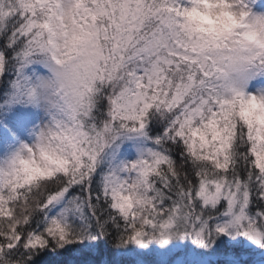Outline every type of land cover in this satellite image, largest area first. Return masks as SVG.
<instances>
[{"label":"snow or ice","instance_id":"6c2138e0","mask_svg":"<svg viewBox=\"0 0 264 264\" xmlns=\"http://www.w3.org/2000/svg\"><path fill=\"white\" fill-rule=\"evenodd\" d=\"M264 264V0H0V264Z\"/></svg>","mask_w":264,"mask_h":264},{"label":"rangeland","instance_id":"374dc122","mask_svg":"<svg viewBox=\"0 0 264 264\" xmlns=\"http://www.w3.org/2000/svg\"><path fill=\"white\" fill-rule=\"evenodd\" d=\"M63 259H66V257H63L62 260H63ZM60 260H61V259H60ZM60 260H59V259H58L57 261L54 260V264H58V262H59Z\"/></svg>","mask_w":264,"mask_h":264},{"label":"trees","instance_id":"16d2710c","mask_svg":"<svg viewBox=\"0 0 264 264\" xmlns=\"http://www.w3.org/2000/svg\"><path fill=\"white\" fill-rule=\"evenodd\" d=\"M58 259H59V260H60V259L62 260V258H54V260H56V261H57Z\"/></svg>","mask_w":264,"mask_h":264}]
</instances>
